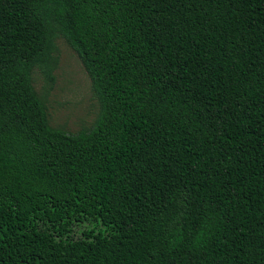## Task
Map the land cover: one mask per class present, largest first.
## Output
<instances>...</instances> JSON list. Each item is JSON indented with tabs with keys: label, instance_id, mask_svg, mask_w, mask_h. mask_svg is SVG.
Instances as JSON below:
<instances>
[{
	"label": "trees",
	"instance_id": "obj_1",
	"mask_svg": "<svg viewBox=\"0 0 264 264\" xmlns=\"http://www.w3.org/2000/svg\"><path fill=\"white\" fill-rule=\"evenodd\" d=\"M0 264H264V0H0Z\"/></svg>",
	"mask_w": 264,
	"mask_h": 264
},
{
	"label": "rangeland",
	"instance_id": "obj_2",
	"mask_svg": "<svg viewBox=\"0 0 264 264\" xmlns=\"http://www.w3.org/2000/svg\"><path fill=\"white\" fill-rule=\"evenodd\" d=\"M58 48L60 64L55 72L53 89L47 91L39 72L34 75L35 87L39 94L46 95L51 125L76 133L91 127L100 108L92 91L91 80L77 54L62 39L58 40ZM85 227L75 229L76 237Z\"/></svg>",
	"mask_w": 264,
	"mask_h": 264
}]
</instances>
